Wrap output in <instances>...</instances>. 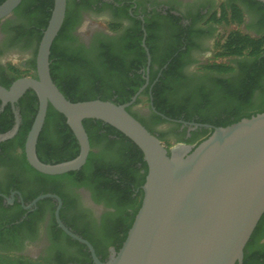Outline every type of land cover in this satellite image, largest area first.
I'll use <instances>...</instances> for the list:
<instances>
[{"label":"flooded vegetation","instance_id":"af4514ba","mask_svg":"<svg viewBox=\"0 0 264 264\" xmlns=\"http://www.w3.org/2000/svg\"><path fill=\"white\" fill-rule=\"evenodd\" d=\"M233 6L242 13L240 23L231 21ZM49 10L46 0H22L0 20V86L9 89L21 78H37L39 45L36 37H27L33 30L28 17H45ZM224 14L229 24L221 21ZM65 19L58 54L62 51L69 61L82 65L103 54L115 62L126 90L135 89L128 102L135 98L128 108L130 114L171 146L187 144L195 133L202 135L212 129H190L181 123L201 124L198 116L185 121L183 115L176 120L157 112L153 100L156 86L164 97H189L202 90L218 98L223 93L218 83L223 80L227 87L235 85L243 78L241 63L246 59L217 57L224 27L253 38L264 35L263 17L242 0H66ZM216 66L232 70L221 72ZM82 70L69 72L79 78ZM258 95L256 91L253 99ZM38 109L39 99L33 90H27L14 104L0 100V136L18 128L13 136L0 140V264H95L89 249L59 226L57 215L65 228L90 243L99 261L107 262L117 252L122 235H116L113 243L108 229L116 211L89 186V172L82 171L85 165L74 171L75 175H46L26 158L29 132L22 139L21 128L32 126ZM52 110L49 105L35 152L40 162L56 165L67 162L71 141L59 113ZM89 120L86 125L93 132L97 120ZM216 122L214 118L213 124L202 125L215 127ZM102 127L97 136L106 133V124ZM98 139L90 146L92 162H111L121 138L109 135L107 140ZM262 252L264 229L242 264L254 263L255 254Z\"/></svg>","mask_w":264,"mask_h":264},{"label":"water","instance_id":"95a60500","mask_svg":"<svg viewBox=\"0 0 264 264\" xmlns=\"http://www.w3.org/2000/svg\"><path fill=\"white\" fill-rule=\"evenodd\" d=\"M22 0H5L0 20ZM264 4V0H256ZM66 12V0H54L36 57L37 78H21L9 89L0 86V100L16 103L27 90L39 99L36 118L27 135L25 154L29 164L46 175L80 170L86 163L90 142L85 120L105 123L131 140L142 152L148 172L143 199L119 251L101 262L87 241L63 231L84 244L95 264H242L244 250L264 214V113L227 127L211 128L198 145L177 143L169 148L128 111L134 102L117 105L93 100L72 103L55 85L50 73V53ZM63 115L79 147V155L56 165L36 156V144L48 107ZM0 136L5 140L13 136Z\"/></svg>","mask_w":264,"mask_h":264},{"label":"trees","instance_id":"16d2710c","mask_svg":"<svg viewBox=\"0 0 264 264\" xmlns=\"http://www.w3.org/2000/svg\"><path fill=\"white\" fill-rule=\"evenodd\" d=\"M4 1L0 0V5ZM242 1L249 10L259 14L264 19V4L256 0ZM46 4L50 10L45 17H28L29 25L30 27L33 26V30L27 37H36L38 45L50 19L54 0H46ZM233 12L231 21L240 23L242 21L241 11L236 6H233ZM225 15L221 21L229 24ZM66 23L65 19L50 53L51 77L60 92L72 103L101 100L124 105L130 102L135 89L126 90L127 84L123 79L122 71L106 55H97L94 59H88L82 65L80 62L69 61L62 51L58 54L57 43L64 38ZM217 57H245V61L241 63L243 78L230 87L222 84L225 83L223 80L220 81L218 85L222 87L223 93L218 98H212L202 90L189 97L180 98L175 95L164 97L161 89L158 88L159 85H157L153 90L154 106L157 112L176 120L183 115L185 121L198 116L201 124H211L213 119L216 118L217 122L216 124L214 123V126L222 128L238 123L242 119H250L264 113V35L259 38H253L240 32H232L217 48ZM81 67L83 70L79 78L72 76L69 72L70 69H80ZM12 70L16 73L19 71L15 67ZM217 70L225 72L227 70L231 71L232 68L217 67ZM160 82L162 83V80ZM5 87L7 88V85ZM256 91H258L259 95L254 100L253 95ZM52 109L50 106L51 111H53ZM221 114L225 116V119L222 118ZM59 116L62 121V127L64 129L67 128L71 141V149L68 158L65 160L70 161L79 155L80 147L71 129L65 125V117L61 114ZM88 122L90 120L83 121V126L88 135L90 146L97 138H99L98 140H107L109 135L121 138L120 146L116 148L111 162L93 163L92 154L90 153L85 166L82 168V171L89 172V186L96 191L97 195L103 196L116 211L114 222L111 223L108 231L114 237L113 243L116 235H122L117 248V251H119L141 207L143 199L142 186L145 184L148 168L141 150L122 133L106 124V133L100 137L97 136V132L103 128V123L97 121L96 126L98 128L91 132L86 125ZM30 128L31 124L21 128L20 137L22 139L27 135ZM212 132L213 130H208L202 135L195 133L187 144L198 145L207 139ZM159 139L162 142L167 141L162 138ZM108 147L111 148L110 145ZM169 147L170 145L167 146V148ZM47 162L49 163V161ZM75 174V172H72L67 175ZM262 229H264V214L245 247L244 257ZM253 262L244 264H264V252L256 253Z\"/></svg>","mask_w":264,"mask_h":264},{"label":"rangeland","instance_id":"374dc122","mask_svg":"<svg viewBox=\"0 0 264 264\" xmlns=\"http://www.w3.org/2000/svg\"><path fill=\"white\" fill-rule=\"evenodd\" d=\"M224 32H225V34L223 35V38L221 39V42H223L226 38V35L229 33V32H234V28L233 27H231V26H228V27H224ZM168 142V143H167ZM163 144L165 145V147H167L168 145H170V143H169V141H166V142H163ZM170 147H171V145H170Z\"/></svg>","mask_w":264,"mask_h":264}]
</instances>
